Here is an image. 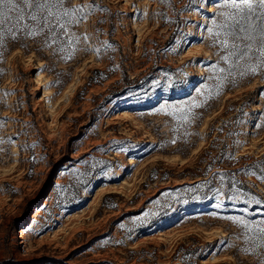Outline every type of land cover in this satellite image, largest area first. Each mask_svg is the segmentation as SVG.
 <instances>
[{
  "label": "rangeland",
  "instance_id": "rangeland-1",
  "mask_svg": "<svg viewBox=\"0 0 264 264\" xmlns=\"http://www.w3.org/2000/svg\"><path fill=\"white\" fill-rule=\"evenodd\" d=\"M65 6L0 45V264H264V68L217 79L223 0Z\"/></svg>",
  "mask_w": 264,
  "mask_h": 264
},
{
  "label": "snow or ice",
  "instance_id": "snow-or-ice-1",
  "mask_svg": "<svg viewBox=\"0 0 264 264\" xmlns=\"http://www.w3.org/2000/svg\"><path fill=\"white\" fill-rule=\"evenodd\" d=\"M223 8L227 11L220 12L222 19L219 23L214 21L216 30H209L213 36V46L218 44L223 50L225 54L220 58L228 65L227 76L217 79L227 80L234 75L233 68H243L241 76L255 74L258 69L264 68V0H223ZM79 11L78 8L66 7L65 0H0V45L7 36L15 39L17 33L23 31L26 36L35 37L45 29L53 34L55 42L60 35L57 29L66 30L69 22L78 23L69 18ZM215 70L219 73L226 71L223 67ZM222 86L221 83L219 87ZM190 114L191 109L187 112L179 109L178 113H173L185 123L190 122ZM235 222L251 230L248 221L240 219ZM255 231L258 246L264 247V224L257 225Z\"/></svg>",
  "mask_w": 264,
  "mask_h": 264
}]
</instances>
